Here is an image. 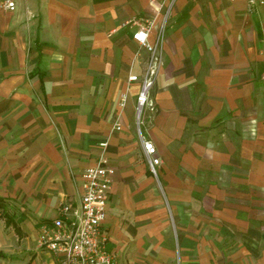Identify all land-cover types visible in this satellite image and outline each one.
Wrapping results in <instances>:
<instances>
[{"label": "crops", "instance_id": "obj_1", "mask_svg": "<svg viewBox=\"0 0 264 264\" xmlns=\"http://www.w3.org/2000/svg\"><path fill=\"white\" fill-rule=\"evenodd\" d=\"M148 19L149 41L161 26L164 39L156 111L139 130L129 76L149 58L133 36ZM141 135L162 158L157 178ZM102 154L114 169L104 228L115 264H264V2L0 10V264L56 260L38 246L41 225L78 204L82 171Z\"/></svg>", "mask_w": 264, "mask_h": 264}, {"label": "built area", "instance_id": "obj_2", "mask_svg": "<svg viewBox=\"0 0 264 264\" xmlns=\"http://www.w3.org/2000/svg\"><path fill=\"white\" fill-rule=\"evenodd\" d=\"M250 8L264 0H246ZM17 0H0V10H15ZM154 27V20L139 24L134 38L149 51V58L142 74H132L130 81H138L140 89L136 96V120L140 127L146 111H156V104L151 98L157 69L162 61L163 26L158 27L156 39L149 41V34ZM127 92L120 96V106L126 104ZM120 128V121L115 124ZM140 130V129H139ZM142 146L147 156L149 168L157 176V169L162 162L155 143L141 135ZM106 145V142H102ZM114 169L107 156L102 154L98 160L86 166L82 171L83 192L78 204L65 202L60 207V214L41 225L37 238L40 248L52 252L56 260L52 264H115L114 254L108 248L109 234L104 228L107 216V204L112 185Z\"/></svg>", "mask_w": 264, "mask_h": 264}, {"label": "rangeland", "instance_id": "obj_3", "mask_svg": "<svg viewBox=\"0 0 264 264\" xmlns=\"http://www.w3.org/2000/svg\"><path fill=\"white\" fill-rule=\"evenodd\" d=\"M136 122H137V120H136ZM142 126H143V125L141 124V125H140V127H139V125H138V123H137V127H138V129H141V128H142ZM157 173H158V174H157V176H158V175H159V171H158V169H157ZM153 175L156 177V175H155V174H153ZM156 178H157V177H156ZM167 203H168V202H167Z\"/></svg>", "mask_w": 264, "mask_h": 264}]
</instances>
